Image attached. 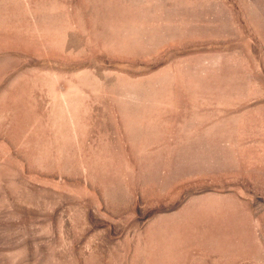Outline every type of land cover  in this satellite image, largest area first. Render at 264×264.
Returning <instances> with one entry per match:
<instances>
[{
	"label": "rangeland",
	"instance_id": "obj_1",
	"mask_svg": "<svg viewBox=\"0 0 264 264\" xmlns=\"http://www.w3.org/2000/svg\"><path fill=\"white\" fill-rule=\"evenodd\" d=\"M0 264H264V0H0Z\"/></svg>",
	"mask_w": 264,
	"mask_h": 264
}]
</instances>
